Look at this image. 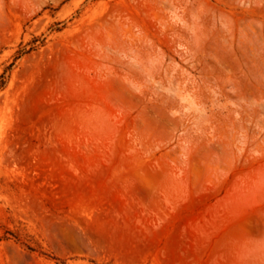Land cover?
<instances>
[{
  "label": "rangeland",
  "instance_id": "374dc122",
  "mask_svg": "<svg viewBox=\"0 0 264 264\" xmlns=\"http://www.w3.org/2000/svg\"><path fill=\"white\" fill-rule=\"evenodd\" d=\"M264 264V0H0V264Z\"/></svg>",
  "mask_w": 264,
  "mask_h": 264
},
{
  "label": "trees",
  "instance_id": "16d2710c",
  "mask_svg": "<svg viewBox=\"0 0 264 264\" xmlns=\"http://www.w3.org/2000/svg\"><path fill=\"white\" fill-rule=\"evenodd\" d=\"M106 264H110V263H106Z\"/></svg>",
  "mask_w": 264,
  "mask_h": 264
}]
</instances>
